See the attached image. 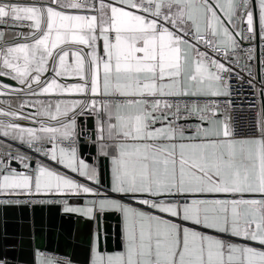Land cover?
Returning <instances> with one entry per match:
<instances>
[{"label":"snow or ice","instance_id":"6c2138e0","mask_svg":"<svg viewBox=\"0 0 264 264\" xmlns=\"http://www.w3.org/2000/svg\"><path fill=\"white\" fill-rule=\"evenodd\" d=\"M0 264H264V0H0Z\"/></svg>","mask_w":264,"mask_h":264},{"label":"crops","instance_id":"0c3cea01","mask_svg":"<svg viewBox=\"0 0 264 264\" xmlns=\"http://www.w3.org/2000/svg\"><path fill=\"white\" fill-rule=\"evenodd\" d=\"M48 220L50 225H52L53 227H57L59 230L67 233L70 232L74 227H76V221L77 218L76 217H71V216H62L59 214L58 210L53 208L50 209L48 212ZM66 245L64 243H54L51 245L49 251H53L55 253L64 255V251H65ZM69 252L72 251L71 247H68L67 249ZM77 254L80 253V250L77 249L76 250Z\"/></svg>","mask_w":264,"mask_h":264},{"label":"built area","instance_id":"2783aa9c","mask_svg":"<svg viewBox=\"0 0 264 264\" xmlns=\"http://www.w3.org/2000/svg\"><path fill=\"white\" fill-rule=\"evenodd\" d=\"M53 256H54V258H55L56 256H60V257H62L63 255L53 252Z\"/></svg>","mask_w":264,"mask_h":264}]
</instances>
